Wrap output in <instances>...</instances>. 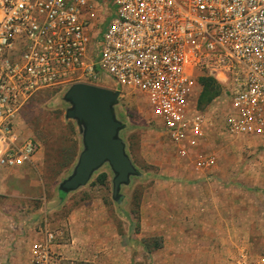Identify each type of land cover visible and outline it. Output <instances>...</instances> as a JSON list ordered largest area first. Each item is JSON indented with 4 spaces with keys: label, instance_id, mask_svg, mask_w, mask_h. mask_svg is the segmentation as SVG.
Masks as SVG:
<instances>
[{
    "label": "rangeland",
    "instance_id": "374dc122",
    "mask_svg": "<svg viewBox=\"0 0 264 264\" xmlns=\"http://www.w3.org/2000/svg\"><path fill=\"white\" fill-rule=\"evenodd\" d=\"M106 17L100 10L94 20V42ZM217 83L219 96L201 107L213 123L199 149L210 161L202 169L178 158L143 95L119 97L120 137L140 175L117 199L108 164L86 186L60 191L84 150L83 129L66 117V91L37 95L19 124L36 154L0 168V264H31L46 230L62 237V264H264V139L222 133L226 87ZM95 86L113 90L110 81Z\"/></svg>",
    "mask_w": 264,
    "mask_h": 264
},
{
    "label": "built area",
    "instance_id": "2783aa9c",
    "mask_svg": "<svg viewBox=\"0 0 264 264\" xmlns=\"http://www.w3.org/2000/svg\"><path fill=\"white\" fill-rule=\"evenodd\" d=\"M202 77L226 87L222 133L264 139V0H0V168L36 154L19 124L37 95L110 81L119 97L143 95L178 158L202 169ZM59 238L46 230L31 264H62Z\"/></svg>",
    "mask_w": 264,
    "mask_h": 264
},
{
    "label": "water",
    "instance_id": "95a60500",
    "mask_svg": "<svg viewBox=\"0 0 264 264\" xmlns=\"http://www.w3.org/2000/svg\"><path fill=\"white\" fill-rule=\"evenodd\" d=\"M119 92L86 83L72 85L64 96L71 105L68 119L76 120L83 129L82 151L74 174L61 186L62 193H70L86 186L93 174L108 164L114 173V199L131 177L140 175L126 152L120 137L124 124L115 114Z\"/></svg>",
    "mask_w": 264,
    "mask_h": 264
},
{
    "label": "trees",
    "instance_id": "16d2710c",
    "mask_svg": "<svg viewBox=\"0 0 264 264\" xmlns=\"http://www.w3.org/2000/svg\"><path fill=\"white\" fill-rule=\"evenodd\" d=\"M200 82L203 86V91L199 99V106L201 108L203 104L207 105L212 102L214 98H217L220 92L219 85L213 77H202Z\"/></svg>",
    "mask_w": 264,
    "mask_h": 264
},
{
    "label": "crops",
    "instance_id": "0c3cea01",
    "mask_svg": "<svg viewBox=\"0 0 264 264\" xmlns=\"http://www.w3.org/2000/svg\"><path fill=\"white\" fill-rule=\"evenodd\" d=\"M200 264H211V261L210 260L208 261V259H206L204 262H202Z\"/></svg>",
    "mask_w": 264,
    "mask_h": 264
}]
</instances>
